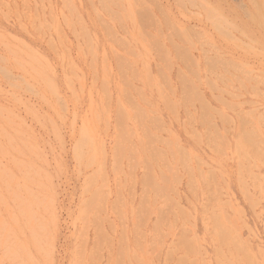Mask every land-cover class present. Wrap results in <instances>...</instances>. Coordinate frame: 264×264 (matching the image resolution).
Instances as JSON below:
<instances>
[{
  "label": "rangeland",
  "instance_id": "obj_1",
  "mask_svg": "<svg viewBox=\"0 0 264 264\" xmlns=\"http://www.w3.org/2000/svg\"><path fill=\"white\" fill-rule=\"evenodd\" d=\"M0 264H264V0H0Z\"/></svg>",
  "mask_w": 264,
  "mask_h": 264
}]
</instances>
